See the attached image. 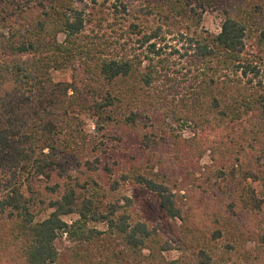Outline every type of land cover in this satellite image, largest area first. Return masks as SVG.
<instances>
[{"label": "trees", "instance_id": "16d2710c", "mask_svg": "<svg viewBox=\"0 0 264 264\" xmlns=\"http://www.w3.org/2000/svg\"><path fill=\"white\" fill-rule=\"evenodd\" d=\"M84 1L0 0V264H227L234 256L264 264V198L246 185L264 186V0L119 2L126 30L114 46L87 32L88 13L75 6ZM212 11L223 15L217 34L200 28ZM174 31L182 54L166 41ZM175 53L197 74L187 94L173 86L170 100L153 91L175 79ZM63 68L72 79L54 81L51 71ZM169 112L213 139L183 138L165 124ZM82 115L93 119V135ZM207 151L208 171L225 187L214 188L226 196L207 203L199 194L190 204L185 169L196 174ZM170 161L186 165L181 181ZM126 183L180 222L191 257H164L173 248L160 224L119 205L133 204L119 196ZM71 214L79 219L69 226L62 217ZM89 221L106 230L79 223ZM66 229L83 247L105 234L118 244L59 253Z\"/></svg>", "mask_w": 264, "mask_h": 264}, {"label": "rangeland", "instance_id": "374dc122", "mask_svg": "<svg viewBox=\"0 0 264 264\" xmlns=\"http://www.w3.org/2000/svg\"><path fill=\"white\" fill-rule=\"evenodd\" d=\"M119 2L126 3L132 6L133 9L138 8L141 0H85L83 3H75L77 8H85L86 13H88L89 22L87 25V32L90 36H98L99 39L103 42H108L109 45L114 46L115 43L121 38L126 30V26L123 23V19L127 18L125 13L123 14L122 8L119 5ZM114 4H117V10L114 8ZM151 18V17H150ZM223 20V15L219 11L206 12L202 16V22L200 28L202 32H208L211 34H217L220 30V25ZM179 39V35L176 31L172 33H168L166 35V41L171 46H176L175 49L179 51L180 54L184 52L183 47H181L182 42L179 43L177 41ZM59 40H62V36L59 37ZM122 41V40H121ZM247 49L251 51V45L247 44ZM112 50V49H110ZM168 52H171V49H167ZM171 61L175 62L174 70H177V73H173V81H166L164 83H157L158 91H153L157 95L168 96L170 100L173 96H175V92L172 89L175 86V89L178 92V96H183L188 93L191 85L195 79L194 76L197 74V69L187 63V57H183L180 61L177 53L172 55ZM145 66L146 62L143 63ZM51 76L54 81H70L72 79V72L69 68H63L60 70H52ZM163 84V85H162ZM157 90V89H156ZM175 115L170 112L165 116V124L176 130L178 133L182 134L183 138L194 139L197 141H208L213 139V133H210L205 130H200L197 127H194L189 122L176 121ZM82 120L84 121V129L85 131L93 135L94 134V121L88 115H82ZM169 167H173L175 169V165L173 163L167 162ZM212 162L210 159L209 151H207L203 157L199 161V171L197 173H193V169L187 168L185 169L186 173L189 174L187 179H183V183L189 188V198L190 204H193L196 201L197 196L199 194H203L205 199H207V203H211L216 197H223L226 195H221L219 189H215L214 186L219 182L220 185L223 186L222 182L213 176L212 169H209L207 166H211ZM186 165H181L178 170L175 169L173 175L177 174V178L181 181L182 176L178 172L179 170H183ZM158 170V167H155L154 172ZM196 171V170H195ZM210 172V173H208ZM202 173H206L202 175ZM193 174V177H192ZM209 178L210 182L206 179ZM216 179V180H215ZM215 182V183H214ZM246 185L248 188L253 189L258 198H264V186L260 182H252L250 180L247 181ZM203 186V187H201ZM209 186L216 190L217 192L211 191ZM224 187V186H223ZM205 188V189H204ZM24 189V187H23ZM225 189V187H224ZM204 191V193H202ZM205 191L207 193H205ZM184 194V192H181ZM125 195L132 198L133 204L130 206L125 205V201L119 200V205L122 209H126L128 213H131L136 220H146L149 223L155 224L158 222L159 232L161 235L170 242L172 245V250L165 252L163 255L168 261L177 260L181 257H191L194 252V248L192 243L189 242V239L185 237L181 232V225L178 220H166L163 217L162 212L159 210L157 199L154 195L149 192L144 191L139 188L136 184L126 183L120 187L119 196ZM185 196V195H184ZM183 196L184 200H187L186 197ZM51 210L42 212L36 220H43L47 218L50 214ZM62 219L67 225H72L76 222L79 217L77 214H71L67 216H63ZM83 229H96L101 232L106 230V226L102 222H79ZM84 224V225H83ZM68 230H63L59 232V237L57 238L55 244L59 251V253L67 254L69 250H78L79 253H86L88 249V253L97 254V252H102V246L106 245L107 247H112L118 242L114 241L109 235H103L100 239H95L90 242V244L85 245L84 247L77 243V241H73L68 239L67 236ZM103 240V241H101ZM217 247L221 245L219 241L216 243ZM256 243L252 241H247L246 245H244V250L254 252L256 249ZM86 249V250H85ZM219 249V248H218ZM227 264H249L242 259L234 257H230Z\"/></svg>", "mask_w": 264, "mask_h": 264}]
</instances>
